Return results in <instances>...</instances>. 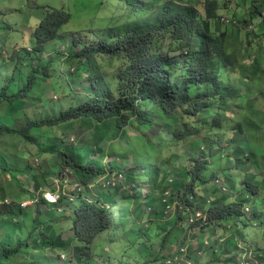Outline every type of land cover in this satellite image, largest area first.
<instances>
[{
  "label": "trees",
  "instance_id": "16d2710c",
  "mask_svg": "<svg viewBox=\"0 0 264 264\" xmlns=\"http://www.w3.org/2000/svg\"><path fill=\"white\" fill-rule=\"evenodd\" d=\"M87 2L93 5L91 0ZM197 3L200 4L198 0H101V11L90 17L78 15L66 28L72 14L65 8L47 7L42 19H25L21 10L12 11L9 0H0V174H9V180L19 185L17 176L33 167L27 163L20 168L17 158L27 161V157L35 155L29 149L34 146L36 155L53 156L58 165V172L50 170L42 177L44 184L65 169L72 171L71 183H80L85 192L74 202L61 195L51 203L41 195L38 206L42 210L31 222L35 226L44 217L43 210H53L54 216L44 222L45 227L69 224L73 239L81 243L73 248L75 256L82 257L84 248H94L96 241L107 235L103 255L122 257L117 264H133L126 262L128 249L141 252L136 264H158L168 258H163V253L154 261L150 256L146 258L152 246L141 244V239L151 240L150 225L155 221L175 223L161 238L163 245H168L172 229H185L182 217L165 222L164 215L156 211L151 224L139 228L130 219V196L110 191L103 194L110 207H102L95 199L92 184L105 173L122 170L131 185L139 186V197L147 185H153L154 192L162 189L171 168L164 154L173 152L176 156L178 151L173 146L179 143L187 142L184 150L192 155L189 167L179 166L183 175L178 174V190L184 191L186 198H203L190 200V204L208 209L211 228L228 227L232 220L244 217L250 202L247 195L264 196V179L259 174L260 158L264 156L263 145L259 144L264 113L247 107L256 92L264 100V91L259 89L264 87L262 52L248 54L249 43L241 41L242 33L257 32L250 31L249 25L262 19L263 8L255 3L243 19L230 17L237 21L236 25H224L221 19L229 18L221 12L228 11L224 3L206 0L202 11L197 9ZM115 5L121 16L100 18L105 7ZM89 11L82 10L87 14ZM79 22H84V27L75 30L73 24ZM252 58L256 61L250 62ZM49 88L59 94L62 103L46 99ZM83 119L98 124L114 119L112 137L123 133L126 143L129 127L140 132L152 130L155 135L152 139L146 134L130 138L127 150L132 155L122 153L112 164L106 163L102 149L94 152L65 142L53 145L51 140L44 144L36 136L37 131L50 132L51 128ZM207 126L215 132L208 131L204 142L195 145L190 141L197 134L205 136ZM222 131L226 137H222ZM14 138L22 147L18 157L6 151L16 147L9 143ZM10 158L19 166L13 165ZM218 177L226 179L232 192L239 194L237 201L233 194H223L219 187H213ZM208 185L214 195L209 206L202 193H197L198 187ZM121 203L127 206L120 214L114 213ZM138 206V212H146L142 205ZM19 211L22 208L15 204H0V226L16 227L13 221ZM250 216L264 224L263 212L253 211ZM142 218L135 221L140 223ZM29 235L24 241L11 240L14 246L0 244V264L27 251L32 246ZM50 246L56 244L51 242ZM100 248L97 246V256H101ZM213 249L211 246L206 251ZM59 263L75 264V258L64 257ZM209 264L217 263L213 260Z\"/></svg>",
  "mask_w": 264,
  "mask_h": 264
},
{
  "label": "rangeland",
  "instance_id": "374dc122",
  "mask_svg": "<svg viewBox=\"0 0 264 264\" xmlns=\"http://www.w3.org/2000/svg\"><path fill=\"white\" fill-rule=\"evenodd\" d=\"M13 7L11 8L12 11H18L21 10L24 14V18L27 19L28 17L34 16L35 19H42L43 15L45 14V8L52 7L55 9H62L65 8L66 10L70 11L72 14V20L67 25L66 28H69V26L72 24L75 17L78 15H84L86 17H90V14H95L98 11H101V8H98V4L101 0H91L92 4L89 5L88 0H9ZM189 1V0H187ZM194 1V0H191ZM211 1V0H210ZM242 1V0H241ZM200 4L197 3V9L203 10L204 4L206 3V0H198ZM219 5H223V3L228 7V10L232 12L231 10H234L236 7L235 0H218ZM73 4V5H72ZM71 6V7H69ZM73 6V7H72ZM69 7V8H68ZM89 9V13L82 12V10ZM242 9H244L242 7ZM105 12H103L102 15H100V18H107L108 16H112L114 18H118L120 13H118V9H116V5L114 7H105L103 9ZM110 11V12H108ZM222 13H225L224 10L221 11ZM243 11H240V13L237 14V17L240 19H243V16L241 15ZM230 18V17H229ZM232 18V16H231ZM6 21L13 22L11 18H6ZM96 22L101 25V19L96 20ZM75 30H79L82 27H84V22H79L77 25L73 24ZM87 26V24H86ZM225 77L228 76V74H224ZM260 90L264 91V87L259 88ZM261 95L259 93H255V95H252V103H250L248 106L254 107L264 113V100L260 97ZM47 100H52L53 103L55 102H63L61 101L59 94H57L55 91H53L51 88L48 89L47 92ZM66 105V104H63ZM52 105L48 106V111ZM233 110V109H232ZM233 114V113H229ZM237 114V113H236ZM234 116V114H233ZM262 118L259 117V121H261ZM113 125H114V119H107L105 122L98 124L97 122L92 120H78L74 122L65 123L60 127L57 128H51L52 130L50 132H46L43 130L37 131L36 136L40 137V140L42 143L46 144L50 140L53 145L60 144L61 142L69 143L75 145L77 148L86 147L90 150L96 152L100 151L102 149L105 153V158H109L110 160H116L120 159V154L122 153H128L130 156L132 155L128 150L127 146L130 145V138L139 136L141 134H146L150 139L154 137L155 134H153L152 130H145L143 129L142 132L137 130L136 128L129 127L127 130V136H128V143L125 142L123 136V133L120 137H112L113 136ZM208 131L210 130L208 126L206 127V130H204L205 136H202V134H197L194 139L190 140L191 142H194L195 145H199L200 142H204L208 136ZM126 134V129L123 130ZM220 133V131H218ZM225 131H222V137H226L224 135ZM158 133L160 131L158 130ZM167 136V135H165ZM230 138V137H229ZM259 144L262 143L263 149H264V130L260 131L259 133ZM7 142V139L5 140ZM171 141V139H169ZM225 142V141H224ZM9 143L15 144V148H12L10 146L9 151H7L13 156L18 157V153L22 150V147L19 146V140L17 138H14L12 140H9ZM187 145L186 143H179L177 145H174V149L178 151L176 153V156L173 155V152H169L166 156L167 161L170 165H174L175 169H178V173L182 174L181 166L183 169H186L190 165L189 156L192 155V153H189L184 150V146ZM29 149L35 153L34 156L27 157V161H22L17 158L19 161H15L10 158V161L13 165L19 166L20 168H23L27 163L31 164L33 167L32 169H29L28 173L20 174L17 176L19 179L20 184L17 185L16 183L9 180L10 175H3L0 174V204L9 202L12 204L17 205L18 207L22 208V211H19L18 215L15 217L14 223L17 224L16 227H10L7 224H1L0 226V244L7 245V246H14L15 242H12L13 239H21L24 241L27 236L29 235V231L33 232L30 233V243L31 247L27 251H21L19 255L11 258L9 261H5V264H60V259H63L64 257L71 256L75 258V264H117L120 262L122 257H116L113 256V258H109V256H104V245L109 240L107 235H103L100 239H98L95 243V251L94 248L92 249H83V255L75 256L73 248L75 246H81V243L76 239H73L71 226L69 224L60 223V224H54L52 227H45L44 222H47L49 220V217L54 216V212H47L43 210L41 216V221H37L36 225L33 226L31 220L36 217L37 213H40L42 209L39 208L38 204L41 203V195H43L44 198H46L45 194L54 191V189L57 190L58 186L55 185V180L50 177L48 179V183L44 184L42 181V177L47 175V171H55L58 165L55 162V158L53 156H43L39 157L36 155L38 153L37 148L29 147ZM179 154L180 156H177ZM261 164L264 163V156L260 158ZM37 161V165L35 166L34 163ZM129 161V160H128ZM262 170V166L260 167V171ZM58 172V170H56ZM264 174V172H261ZM179 174V175H180ZM178 176V175H177ZM60 178V177H59ZM228 184V183H227ZM229 185V184H228ZM164 186H167V183L164 184ZM172 188V187H168ZM202 188L200 191L203 194L205 198H209L213 200V188L212 186H203L198 187ZM39 189V190H38ZM173 189L177 193H181L180 190H178V187L173 186ZM72 187L68 185L67 187L63 188L60 187L59 191L57 193L65 195L66 197L72 193ZM56 192V191H55ZM185 193V192H184ZM161 194V190H156L152 197L154 199H157ZM231 194V192L229 193ZM228 194V195H229ZM32 195V196H31ZM129 195V194H126ZM197 200H203V198L197 199ZM2 201V202H1ZM28 203V206L21 207V203L24 202ZM127 206V204L121 203L119 210H114L113 212L117 211L119 214L121 211ZM52 207V206H51ZM133 215L130 217L131 221L133 223H136L139 228H143L144 226L147 227V225L151 224V217L154 213H148V207H143L146 211L144 213L143 209H141V212L137 211V208L139 206L137 205H131ZM252 207L255 212H261L264 210V205L253 201ZM161 209V208H160ZM136 213V214H135ZM139 216H142L143 218L140 220V223L135 221ZM181 219V218H180ZM183 219V217H182ZM181 219V220H182ZM179 220L176 217H174L171 221ZM237 223V226H236ZM122 223H119L121 225ZM184 224V222H182ZM231 224H234V229L231 230V232L236 230V233L239 234L240 232V238L244 241L255 244V245H262L264 246V239L256 240L255 238L257 236H263L264 233V225L260 224L258 220H254L250 218L249 216L242 217L239 221L238 219H234L231 221ZM158 225V226H157ZM175 223H172L170 225L154 222L150 225V227H153V230L151 232V240L148 238H142L141 244L147 242L152 247H150L152 253L147 255L146 258H149L150 260H155L156 257L159 256L160 253H163V258L170 257L173 255L175 249L181 245L185 244L188 245L190 248V252L193 255L198 248L201 247V241L204 239L206 235H209V232L214 237L216 234V230L207 229L205 233H198L191 234V232L187 229L183 228V232H179V230L175 229L173 233L170 235L168 242H166V246L163 245V242L161 238H163L169 229H171ZM158 227V228H157ZM182 227V225H181ZM121 230H124L123 224L121 225ZM159 230V231H158ZM209 231V232H208ZM221 231V230H220ZM222 232L225 231L222 229ZM113 233V230L110 232ZM157 234H160V237H157ZM188 237V238H187ZM54 243L56 246H50V244ZM162 242V244H161ZM227 242L232 247L231 250H234L236 247L235 240L231 241L227 239ZM120 247L121 243L118 244ZM97 246H100L99 253L101 256H97ZM139 245H137L138 248ZM164 246V247H162ZM214 249L211 250H205V254L200 258L197 259L195 262L196 264H209L211 261L215 260L217 264H227L225 257L229 259L227 262H230V258L227 256L228 252L226 251L224 255V247L222 246H216L214 243ZM140 249H142L140 247ZM117 251L116 248L113 249V254ZM214 250H216L214 254ZM153 251L155 254L153 255ZM166 251V253H165ZM94 252V253H93ZM137 252V253H136ZM136 252L133 249H128V254L126 255V262H131L133 264H136V256L141 255V252ZM89 253V254H88ZM93 253V255H92ZM158 255V256H157ZM85 257V258H84ZM67 259V258H65ZM162 259V257H161ZM68 260V259H67ZM66 261V260H65ZM158 264H162L161 261L158 262ZM229 264H236V262L231 261Z\"/></svg>",
  "mask_w": 264,
  "mask_h": 264
},
{
  "label": "clouds",
  "instance_id": "9594fccd",
  "mask_svg": "<svg viewBox=\"0 0 264 264\" xmlns=\"http://www.w3.org/2000/svg\"><path fill=\"white\" fill-rule=\"evenodd\" d=\"M230 19V18H228ZM259 20V19H258ZM257 21H255L254 23H256ZM260 25H258L257 27H259ZM257 27L255 28V30L257 29ZM254 30V31H255ZM168 155V153L164 154V159H166V156ZM107 161L106 163H113L115 160H110L108 157L106 158ZM168 160V159H166ZM65 170H68L69 173L68 174H64L65 173ZM61 172V175L56 176V177H53V179L55 180V185L58 186L57 190L54 189L53 193L52 192H49L53 195H58L59 197L62 195V194H59L57 193L59 191V188L60 187H67L68 185H70L72 187V193L69 194L67 196L68 198V201H70V195H76V199L74 201L77 200V198L79 196H81L84 192H85V188L80 184V183H74L72 184L71 181H73V178H72V171L70 169H65ZM169 174H170V177L169 179L165 182L167 183V186L163 187L161 190V194L159 197H157V199L155 200L152 195L154 193V191H152V186L153 185H147L144 189H143V193H142V196H137V193H138V189L137 187H139L137 184L135 186L131 185L130 182H129V179L127 177V174L126 172L124 171H114V172H111V173H105L101 176H99L98 178H96L92 184V187L94 188V196H95V199L98 203H100V205L103 207V206H108V208L110 207L109 203L106 202L105 198H103V194H106L110 191H113V192H116L117 190L119 191V193H125V194H129L128 196H130L132 198V206L133 205H139L140 204V201L145 199L146 202L145 204L144 203H141L140 205H142V207H148V213H151V212H161V214L164 215V221L167 222V221H171L174 217H176L177 219H180V217H183L184 219V225H185V229L189 230L190 232L191 231H197L196 233H198L200 235V233H202L203 231V228L204 227H207L209 225L208 221L205 225L201 226V222L200 223H197V224H194V225H191L190 224V214L188 213L187 209L185 210H178L174 215H167L166 214V206L163 204L162 202V199H163V196L164 194L167 192V191H171L172 192V197H171V200L172 201H180L181 203H184L185 205H188L189 207H192V208H199L203 211V213L207 216H208V220H209V213H208V209L204 210L203 208H200L198 207L197 205H191L190 204V200L191 201H196V199L192 196L194 195H191L189 196V198H186L185 197V193L184 191H181V193H177L174 191L173 189V186H176L177 187V183H178V180H179V177L177 176L179 173L177 170H175V168L173 167L172 168V165H171V168H169L168 170ZM120 175H122V178L120 179H117L115 182H117V184L115 186H112V185H108L107 182L110 181L113 177H116L118 178ZM218 178H221V177H218ZM216 178V179H218ZM122 179V180H121ZM215 179V180H216ZM121 180V181H120ZM221 180L226 184V187L228 188V191L227 192H222V190L220 189V192L223 193V194H229L231 192V194H233V200L234 201H237L238 198H239V194L238 193H233L230 186L227 184V181L226 179H224L223 177L221 178ZM66 181V182H65ZM215 182V181H214ZM61 183H63V186L61 185ZM216 184L213 183V187H215ZM75 187H80L81 188V192L77 193V190L75 189ZM168 187H172V188H169ZM202 188H199L197 189V193H201V190ZM56 191V192H55ZM47 193V194H49ZM45 194V196L47 195ZM229 194V195H231ZM203 195V194H202ZM263 195H264V192H263ZM65 196V195H64ZM246 198H248L250 200V202H248L245 206V216H249L250 218H252L250 215L251 213L254 211L253 210V207H252V202L253 201H257L261 204L264 205V196L262 197H255V196H252V195H247ZM47 201L51 202V203H56L59 198L57 199V201H50L47 197L45 198ZM207 200V203H208V206L212 203V200L209 199V198H205ZM139 200V201H138ZM263 200V201H262ZM72 201V202H74ZM93 201V200H92ZM25 202V201H24ZM22 202V203H24ZM22 203H21V207L22 206ZM151 204V205H148V204ZM10 204V202L8 203ZM28 206V205H27ZM208 206L206 208H208ZM161 208V209H160ZM247 208H249L250 210L248 211ZM59 211H62V209H58ZM264 213V210L261 211ZM154 215H152L153 217ZM182 219V220H183ZM253 219V218H252ZM239 221L241 219H238ZM256 220V219H254ZM259 221V220H258ZM260 224L264 225L263 222L259 221ZM226 229H228L227 231L225 229H223L225 232L223 234H221L218 230L219 228H222V227H214V228H211L210 226H208L207 229H212V230H216V234L214 237L211 235V233L209 232V235H206L204 237V239L201 241V247L197 249L196 251V255H192L191 252H190V255L191 257L193 258L194 260V264H195V261L197 259H200L204 254H205V250L211 246L214 247V243L216 246H221L225 243H228L227 242V239H229V237L231 236V230L234 229V224H229L228 227L227 226H224ZM206 229V230H207ZM222 231V230H221ZM191 234H195V233H191ZM238 234V233H236ZM239 235H240V232H239ZM219 236V239L217 238ZM263 236H264V233H263ZM207 237L210 238V246H205V240L207 239ZM188 238V237H187ZM241 239V238H240ZM242 241H239L238 243H236V248L238 250V252L235 254V256H233V258H230L231 260H233V262H236L237 264V259L239 257V255L243 252V251H246L248 253L252 252V253H259V252H264V247H259V246H255V244L251 245V244H248V242L244 241L243 239H241ZM181 245H185V244H181ZM185 246H188V245H185ZM215 248V247H214ZM189 251H190V248H189ZM199 252H202V255H199L198 253ZM164 261V260H162ZM161 261V262H162ZM262 264H264V260L262 261Z\"/></svg>",
  "mask_w": 264,
  "mask_h": 264
},
{
  "label": "built area",
  "instance_id": "2783aa9c",
  "mask_svg": "<svg viewBox=\"0 0 264 264\" xmlns=\"http://www.w3.org/2000/svg\"><path fill=\"white\" fill-rule=\"evenodd\" d=\"M221 22L224 25H226V24L236 25L237 24V21L235 19L232 20V19H228V18L221 19ZM258 25H264V15H263L262 19H259L256 23L249 25V30L254 31ZM68 173H69V171L65 170L64 174H68ZM120 178H122V175H120L118 178L113 177L110 181L107 182V184L115 186L117 184V182H115V181L117 179H120ZM214 184H216V186L219 187L222 190V192L228 191L226 184L221 180V178L216 179ZM75 189L77 190V193L81 192L80 187H75ZM172 195L173 194L171 191H167L164 194L163 199H162L163 204L166 206V214L167 215H174L178 210L187 209L188 213L190 214V224L191 225H194V224L201 222V226H203L207 223L208 216H207V214L205 215L201 209L189 207L188 205H185L184 203H181L178 200L172 201L171 200ZM46 197L52 202L57 201V199L59 198L58 195H53L51 193L47 194ZM69 197H70L71 202L76 199V195H73V194L70 195ZM27 205H28V203H25V202L22 203L23 207H26ZM247 210L249 211L250 209L247 208ZM196 232L197 231H191V233H196ZM217 238L219 239V236ZM204 244H205V246L211 245L209 237H207ZM198 254L202 255V252H199ZM263 260H264V252H259L256 254V253H252V252L248 253L246 251H243L237 259V264H262ZM161 263L162 264H194V260L190 255L189 247L185 246V245H179L175 249L173 255L166 258Z\"/></svg>",
  "mask_w": 264,
  "mask_h": 264
},
{
  "label": "crops",
  "instance_id": "0c3cea01",
  "mask_svg": "<svg viewBox=\"0 0 264 264\" xmlns=\"http://www.w3.org/2000/svg\"><path fill=\"white\" fill-rule=\"evenodd\" d=\"M235 2H237L235 9L234 10H231L232 12H230L229 10L228 11H225V13L223 14V17H231V16L232 17H237V14L240 13V11H243V13L241 14L242 16H247V14L249 12L248 9L251 6H253V4H255V3L259 7L263 8L262 11L264 12V0H242V1L241 0H235ZM242 7L244 9H242ZM256 30H257V32L256 33L253 32L252 35L246 34V33H242V34L240 33L241 34V41H243L242 42L243 44L249 43L250 50L249 51H246L248 54L255 55V54L259 53V52L260 53L262 52V63H263L262 66L264 68V25H260L259 27H257ZM252 59H254V60H252ZM252 59L249 60V61L250 62L256 61L255 58H252ZM247 62H248V60H247ZM261 166H262V170L260 171V169H259V174L264 179V174L261 173V172H264V163ZM145 202H146V200L143 199V200L140 201V204L141 203H144L145 204ZM236 226H237V223H236ZM222 229H225L226 231L228 230L224 226H222V228H219L218 230H222ZM219 232L221 234H223L222 231H219ZM261 239H264V236H257L255 238V241L256 240H261ZM229 240H231V241L235 240V242H237V243L239 241H242L240 239V235L239 234H236V230L231 233V236L229 237ZM248 244H250V243H248ZM222 246L224 247L223 248L224 249V255H225V253L227 251L228 252V255L227 256L229 258H233V256H235V254L238 252V250H237L236 247H235L234 250H231L232 243H231V245L229 243H225V244L221 245V247ZM255 246L264 247L262 245H255ZM165 253H166V251H165ZM193 255H196V252ZM224 260H226V263L227 264H229L231 261H233V260L230 259V262H227L229 259H227L226 257H225Z\"/></svg>",
  "mask_w": 264,
  "mask_h": 264
}]
</instances>
